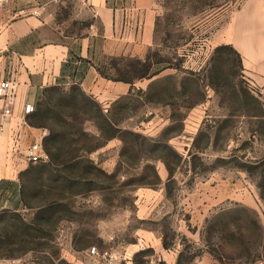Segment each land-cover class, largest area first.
<instances>
[{
	"label": "rangeland",
	"instance_id": "1",
	"mask_svg": "<svg viewBox=\"0 0 264 264\" xmlns=\"http://www.w3.org/2000/svg\"><path fill=\"white\" fill-rule=\"evenodd\" d=\"M156 1L155 44L143 57L98 50L101 69L111 77L135 82L163 73L148 90L133 88L114 107L120 127L140 137L129 136L124 144L101 138L90 121L85 125L97 136L90 144L102 143L91 158L108 174L118 169L117 177L100 175L73 195L55 230L31 231L41 247L0 264H96L89 252L94 246L117 251L122 264H172L164 252L175 255L176 264H264V200L257 173L248 167L264 158V84L248 70L264 63L255 59L258 38L246 35L256 23L243 19L233 26L228 13L207 20L214 9H230L232 1L240 8L248 0ZM37 8L49 19L34 33L40 43L75 45L87 31L90 19L79 0H11L0 14L10 10L11 24ZM225 41L242 51L243 69L226 67L231 83L216 90L207 76L215 49ZM243 87L262 105L247 104ZM34 214L27 211L26 219ZM7 238L0 223L2 254L10 253Z\"/></svg>",
	"mask_w": 264,
	"mask_h": 264
},
{
	"label": "crops",
	"instance_id": "2",
	"mask_svg": "<svg viewBox=\"0 0 264 264\" xmlns=\"http://www.w3.org/2000/svg\"><path fill=\"white\" fill-rule=\"evenodd\" d=\"M79 4L90 22L86 33L75 45L63 41L40 43L33 37L48 24L43 8L31 9L28 15L11 24H7L10 10L8 14H0L3 16H0V81L10 79L14 83L13 103H8L6 96H0V214L20 213L26 218L27 211H34L23 200L21 173L34 164L26 157L27 148L36 141L43 142L49 130L31 124L34 110L26 112L25 107L31 104L35 109L45 88L61 86L70 89L78 85L97 100L106 113H113L114 107L133 88L146 91L163 75L160 72L135 82L115 80L101 73L98 61L99 49L101 54L109 56L143 57L147 53L156 39L159 15L156 0H79ZM231 5L230 9L222 6L210 11L207 20L228 13L233 26L239 25L243 19L256 23L246 35L258 38V48L254 52L255 57L257 54L260 57L255 59L264 60V0H248L240 8H236L235 1ZM225 42L236 45L233 41ZM25 43L24 49L22 45ZM218 44L221 43L213 47ZM237 50L242 52L239 48ZM248 70L259 84H264V63L250 65ZM163 255L172 259V264L177 263L175 255L168 252ZM21 256L0 253V259ZM197 264H205V261Z\"/></svg>",
	"mask_w": 264,
	"mask_h": 264
},
{
	"label": "trees",
	"instance_id": "3",
	"mask_svg": "<svg viewBox=\"0 0 264 264\" xmlns=\"http://www.w3.org/2000/svg\"><path fill=\"white\" fill-rule=\"evenodd\" d=\"M226 50L232 53L225 54ZM211 61L212 67L207 77L211 87L216 90L223 83H231V77L225 75L226 67L237 64L239 69H243L242 57L232 44L218 46ZM101 73L115 80L133 82L125 76L111 77L102 69ZM230 73L233 77L238 75L233 69H230ZM241 91L246 95L247 104L262 105L260 98L245 87ZM115 118L113 113H106L100 103L78 85H73L70 89L50 86L43 90L30 123L49 130L42 142L47 159L31 164L21 173L23 200L28 208L34 210V217L29 222L20 213L0 214V223L5 227V234L10 239L8 242L11 246V256L24 255L41 247L42 242L34 241H38L39 235L31 231L36 230L37 226L55 230L57 224L66 218L63 214L64 207L67 208V203L73 199V195L81 193L87 186H92L100 175L117 177L118 169L108 174L91 158V153L102 143L90 144L97 136L85 128L86 122L93 121L100 131L101 138H120L124 144L129 141V136H141L139 133L122 129V118ZM125 153L124 145L121 155L124 156ZM248 167L249 172L257 173L260 196L264 200V158ZM31 237L33 239H30ZM262 247L264 248V239Z\"/></svg>",
	"mask_w": 264,
	"mask_h": 264
},
{
	"label": "built area",
	"instance_id": "4",
	"mask_svg": "<svg viewBox=\"0 0 264 264\" xmlns=\"http://www.w3.org/2000/svg\"><path fill=\"white\" fill-rule=\"evenodd\" d=\"M9 2H11V0H0V10L6 7ZM13 91L14 83L12 80L3 79L0 81V96H6L8 103L14 102ZM25 110L26 112H31L34 110V107L28 104ZM44 156L43 144L40 141L32 143L26 150V157L32 163L42 160ZM89 252L95 259L96 264H122V259L119 257L117 251L113 249L101 250L94 246L89 249Z\"/></svg>",
	"mask_w": 264,
	"mask_h": 264
}]
</instances>
